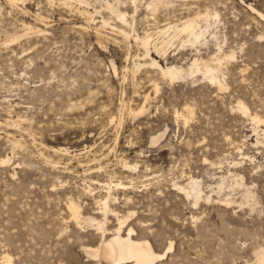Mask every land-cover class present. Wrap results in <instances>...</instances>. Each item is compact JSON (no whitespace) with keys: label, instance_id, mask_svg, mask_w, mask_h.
<instances>
[{"label":"rangeland","instance_id":"obj_1","mask_svg":"<svg viewBox=\"0 0 264 264\" xmlns=\"http://www.w3.org/2000/svg\"><path fill=\"white\" fill-rule=\"evenodd\" d=\"M64 1L0 0V264H96L83 246L101 232L87 218L109 233L127 215L123 230L156 252L172 241L156 264L254 262L264 248V120L251 118L264 119V0ZM207 12L218 16L193 45L183 33L145 56L134 39L151 33L159 45L158 30ZM150 57L222 59L219 82L199 71L170 80ZM189 177L203 190L196 204L178 186Z\"/></svg>","mask_w":264,"mask_h":264},{"label":"bare ground","instance_id":"obj_2","mask_svg":"<svg viewBox=\"0 0 264 264\" xmlns=\"http://www.w3.org/2000/svg\"><path fill=\"white\" fill-rule=\"evenodd\" d=\"M7 1L9 3L15 4L16 0H7ZM131 1L134 4L136 2V0H131ZM155 1H157V0H151V2L148 4V6L155 5ZM159 1L160 0H158V2ZM79 4H80V0H79ZM104 5H106V7H108L110 10L115 12L116 16L118 17L120 22L122 24H124V26L127 25V26H130L132 28V25L128 21V18L126 16V12L120 11L113 3L109 2V1H106ZM104 9H105V7H104ZM83 10H84V13L85 12L87 13L88 18L90 20H93L92 14L89 11H87L86 9H83ZM254 11H256V10L254 9ZM217 16H218V13H215L212 16L209 14V12H207L205 14H198L197 16H194L191 18L187 17V19L185 18L183 21H180L179 23H175V24L169 25L167 27H164V28L158 30L159 33L160 32L162 33V40L159 44L160 46L155 42L151 43V40H150L151 39L150 38L151 33L150 34L146 33L142 37L139 36L137 33L134 34L133 36H134V39L139 43V45L143 47L145 56L150 55L151 47H153L154 51L156 50V51H159L160 54H164L166 52V49H165L166 47H164V46L171 44L173 42V40L180 38V36L183 33L187 35V41H189L192 45L194 43L198 42L204 36V34L207 32L209 27L211 26V24H210L211 17H213V19L216 20L215 18ZM117 17H116V19H117ZM200 17H202L206 23L205 27H203L204 29H201L198 26L197 19ZM105 24H108V21L102 17L101 26L105 25ZM114 27L116 28V26H113L112 28H114ZM117 30L120 31L125 36L129 35V32L125 29V27L120 26L117 28ZM132 31L134 32L133 28H132ZM127 38L128 37H126V39ZM14 40H16V38ZM234 56H235L234 53H231L229 55L226 54L224 58L229 59V58H233ZM147 57H149V56H147ZM150 59H151V60H149L150 65L153 64V65L158 66V68H159L158 70H161V73L165 74L167 76V78L169 77L170 80H172L173 78L182 76L184 73L191 74L195 71H199L203 74V76L207 77L209 80L214 81V82H219L217 75H218V71L221 69L222 59L216 58V62H213L214 65H212L211 63H208L207 61L199 63V60L197 58H194L193 61L190 64H188L187 67H183L182 65H176V64L163 66V65L159 64L158 61H156L155 59H153L151 57H150ZM140 64L141 63H139V62L136 63L137 66H139ZM220 81H221V79H220ZM216 85H217V83H216ZM220 85L221 84L219 83V86ZM238 107L241 108L243 111L245 110V107L241 102H238ZM186 109L188 110V112L189 111L191 112L190 109H188V108H186ZM251 118H252V120H257L260 122L262 121L261 123H263V120H264L262 117L260 118L257 115H254ZM161 135H162V133H159V134L153 136L151 138V142H154V143L157 142V139ZM60 150L62 151V149H60ZM6 160H9V159L8 158L2 159V162L5 161L4 163H6ZM98 161H100V160H98ZM119 183H121V182H119ZM119 183L117 185H120ZM236 184L238 186L244 185L241 180L240 181L236 180ZM175 185L177 186L178 184L175 183ZM106 186H108V185H106ZM178 186L180 188L184 189V190H181L182 192L185 191V193L188 196L189 195L192 196L195 204L198 202L199 199H201V197L203 195L202 194L203 190L200 186V183L194 177H189V180H188V183L186 186H181V185H178ZM222 187H223V183L220 182L217 185L218 191H220ZM244 189L245 190L242 194V197L243 198H250V197L253 198V195H252V192L250 191V189L246 186H244ZM111 196L112 195H110V197ZM206 196L209 199V196L208 195H206ZM108 199H109V193L106 194L102 200H100L101 209L103 210L104 215L108 210L111 209L108 205ZM111 200L112 199H110V201ZM228 201H227V203H228ZM98 203H99V201H98ZM67 209L69 212V216L72 219H74L76 222H78L79 218L81 216V213H82L81 209H80V204L75 202L72 198H69L67 201ZM127 216L129 217V215H127ZM127 216L126 217L124 216V218L119 217L118 226L109 233L107 232L108 228L105 226L103 221L96 220V218H94V217H88L87 218L89 221H95L94 222L95 227L97 228V230H100V232H101V239L98 242V244H96L95 246H83V250L85 251L86 255L94 258L96 260V264H156L158 259L160 260V258H163L165 253L172 246V241H170L165 250H163L161 253L156 252L155 249L153 248L151 242L148 239L138 237V235H137L138 233L136 232V230L133 226L128 225L126 227V229L123 230L122 227H124L123 224H124ZM83 220H84V218H83ZM255 254H256V260L254 262H247L246 264H264V248L259 249L257 251V253H255ZM3 259H4V257H3Z\"/></svg>","mask_w":264,"mask_h":264}]
</instances>
